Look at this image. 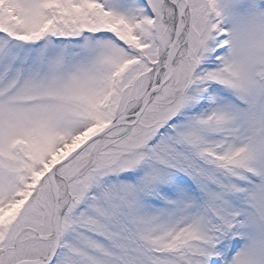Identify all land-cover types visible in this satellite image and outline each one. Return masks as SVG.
Here are the masks:
<instances>
[{
  "label": "snow or ice",
  "instance_id": "snow-or-ice-1",
  "mask_svg": "<svg viewBox=\"0 0 264 264\" xmlns=\"http://www.w3.org/2000/svg\"><path fill=\"white\" fill-rule=\"evenodd\" d=\"M0 264H264V0H0Z\"/></svg>",
  "mask_w": 264,
  "mask_h": 264
}]
</instances>
